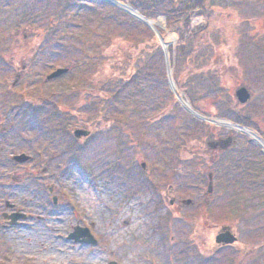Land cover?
Wrapping results in <instances>:
<instances>
[{"label":"rangeland","instance_id":"374dc122","mask_svg":"<svg viewBox=\"0 0 264 264\" xmlns=\"http://www.w3.org/2000/svg\"><path fill=\"white\" fill-rule=\"evenodd\" d=\"M66 1L69 5L62 12L59 6ZM103 1L89 6L82 0H0V22L7 19L10 24L20 10L37 13L30 17L35 29L28 34V39L23 40L25 32L10 40L5 38V34L9 35L7 29L0 33L5 44L0 46V62L19 58L21 55L15 53L26 42L23 48L30 56V62L23 68L24 77L20 74V62L14 65L15 74L7 79L8 69L0 68V86L6 83L9 88L12 83L15 90L24 88L27 99L43 106V117L33 123H20L19 111L12 106L9 96L6 101L0 94V205L8 214L18 211L25 215L18 219L17 225L4 226L0 221V264H109L110 261L116 264H264V184L261 185L256 175L264 166L263 156L260 157L264 149L247 133L219 124L217 121L222 120L239 125L220 116V109L214 105V101L218 102L222 109V105L231 102L234 110L250 119L252 126L264 131V3L249 0L252 5L246 12L230 7L228 16L217 17L214 28L223 40L213 36L208 44L212 52L204 50L202 60L195 63L199 68L192 71L190 78L184 75L187 69L183 71L180 67V79L190 81L189 89L184 92L173 79L178 68L171 48L176 39L167 32L165 19L159 14L166 11L151 13L155 17L150 19L161 21L155 31L120 6ZM244 21L248 22L245 38H251L246 46L241 39ZM157 32L165 33L163 41L168 45L163 55L167 91L147 86L138 95L139 100L133 105L136 110L124 122L127 145L121 147L123 139L118 143L119 154L116 139L109 135L107 128L98 125V119H91L81 97L77 106L79 120L71 131L75 127L91 131L76 139L85 145V150L79 163L74 162L62 151L66 137L51 138L52 118L44 115L54 109V102L61 110L72 107L76 88H87L85 84L91 88L100 85L113 68L126 67L122 62L127 56L134 57L154 37L158 40ZM94 46L105 49L103 52L110 56L100 68L93 70L85 54ZM244 46L249 55L242 51ZM82 59L79 66L68 68L71 62ZM61 66L68 71L46 79L47 73ZM92 74L98 76L93 78ZM212 74L216 76L209 78V89H203V78ZM218 75L227 97L215 98L213 83ZM239 87H245L249 93L243 103L235 94ZM170 98L179 103L177 118L167 113L170 103L161 102ZM180 115L189 118L193 127L204 133L198 138L195 135L185 138L188 128L181 124L177 129V134H183L181 138L186 139L178 152L183 157H203L193 168L183 159L170 158L174 143L162 133L179 124ZM247 128L259 135L253 127ZM210 133L213 137L209 139L206 134ZM207 139L208 143L229 140L225 146L220 143L219 148L211 149V145H206ZM257 148L260 152L254 151ZM20 152L31 155V159L14 161L12 155ZM231 158L246 170L251 169L249 182L239 178L233 185L241 170L230 168ZM45 161L49 164L44 169L41 163ZM35 175L44 182L45 195L35 189ZM49 187L53 188L59 206L54 211L48 203ZM186 198L191 199L190 204H185ZM7 203L13 206L8 207ZM166 214L170 216L168 219ZM226 224L236 241L217 249L214 235L219 226ZM76 225L88 227L96 243L68 239V233ZM165 236L169 242L164 240ZM190 246V252L196 250L194 255H186Z\"/></svg>","mask_w":264,"mask_h":264},{"label":"trees","instance_id":"16d2710c","mask_svg":"<svg viewBox=\"0 0 264 264\" xmlns=\"http://www.w3.org/2000/svg\"><path fill=\"white\" fill-rule=\"evenodd\" d=\"M82 1L91 4L89 6L105 3L103 0ZM121 1L126 2L125 0ZM257 1H262L264 3V0ZM127 2L132 8L136 9L142 15L148 18H154L155 16L151 13L157 10L166 11L159 14L163 15L165 19L164 26L167 32L171 33L176 39V44L174 45V47H169L171 49H174L175 51V61L177 63L175 64L176 68H178L177 72H175V74L173 73V79L176 81L177 87L181 90L183 89L182 91L184 92L189 89L188 85L190 84V81L180 79V67L183 68V71L187 69L184 75L190 78L191 74L193 73L192 71L196 68H199L198 66L195 67V63L202 60L201 56L203 55L204 50L206 52H212V50L208 48V44L210 41H212L213 36L215 35L218 41H220L221 38V40H223L221 34L217 33V30L215 31L214 28L215 20L217 19V17L225 15L228 16L226 12L230 7L241 8L242 10H244V12H246L245 9L250 8V6L252 5V1L249 0H127ZM66 5H69L68 1H66L64 4H60V11L63 12ZM88 8L90 9V7ZM219 9H221V12L219 11ZM36 14L37 13L32 10H20L15 14L10 24L7 19L0 22V33L5 32V30L7 29L9 31V35L7 36L5 34V38L9 37L10 40L13 38H17L20 32H25L26 36L23 38V40L28 39V34L35 29V27L32 26L33 23L31 24L30 17H33ZM60 15L63 14L60 13ZM26 25H29L28 29ZM247 25V21H244L243 25H241V34L243 35L241 39H243L242 43L245 46L247 45V41L251 39L250 37L245 38L247 36ZM160 34L162 38H164L165 33L161 32ZM2 38L3 36L0 35V46L5 47L4 40L1 41ZM26 43L22 45L23 51H18V53L10 51V54L12 52V55L20 54L21 56L19 58H17L16 60L14 58H11V61H8V63L0 62V68L5 70L8 69L9 71L6 75V79L9 78L11 74H15L16 70H14V65L16 64V62H20V74H22V76L24 77L26 72L23 70V68H26L27 64L30 62V56L27 54L28 50H25L23 48L26 47ZM245 46L242 51L245 54L249 55V52L245 49ZM201 48L203 49L199 51V49ZM103 50L105 49L102 48L101 50V47L94 46L91 47V52L85 54L91 69L94 70L96 68H100V66H102L110 56L107 54V52H103ZM3 51L9 56V52L6 51V48H3ZM97 57L98 59L96 61L93 60V58ZM82 62L83 59L73 61L69 64L68 68L77 67L80 65L79 63ZM123 64L126 67L118 66L117 68H113L106 76H104L105 80L102 81L100 85L95 84V86L91 88L88 84H85L86 86H88L87 88H76V98L74 103L72 104V107H70L69 109L61 110L59 109V105L54 102L52 105L54 106V109L49 111V115H44V118H52L50 133L53 136L51 138L58 135L66 137V142L63 141L64 145L62 151L76 163H79V161L81 160L80 156L83 155L82 151L84 152L85 150V145L80 144L71 134V128L77 125V121L79 120L77 117V112H79L77 106L80 105L79 100L81 97L86 103V107H88L90 111L89 116L91 117V119H98V125L101 126L102 129L107 128V130L110 131L109 135L116 139L117 145L121 144L120 142L123 139L124 143L121 147H126L128 134L126 128L124 127V122L128 118L129 114L136 110L133 105L139 100L138 95L144 92L147 86H151L153 88H156L157 86V88L161 87L163 88V91H167V79L164 67L163 52L161 49V45L156 37H154L149 45L140 47L134 57L127 56L126 59H124V62H122V65ZM214 75L216 76V74H212L203 78V89H209V86L211 85V80H209V78L214 77ZM219 75L217 77V80L213 83L217 96L215 98H218V96L222 98V95L224 97H227L228 92L220 83ZM97 76V74L91 75V77L93 78ZM200 77L202 78L203 74ZM88 80L93 79L88 78ZM9 87L10 88L6 89L7 84L3 83V85L0 86V94L6 99V101L9 100L12 106H14L17 111H19V113L17 114L19 119L17 121H19L20 123H33L35 119L43 117V114L41 115V113L43 112V106L38 104L39 102L35 100L33 101L29 98L27 99V94L25 93L24 88H22L21 91L15 90V87L12 83L9 84ZM7 95L9 96L8 100ZM161 102L170 103L169 109L167 111L169 116L173 115L174 118L179 115V109H177V107H179V103L177 101H174V99L171 100L170 98L169 100L162 99ZM214 105L215 109H220L219 113H222L220 116L227 117L228 120L238 123L241 126L253 127L259 133L264 142V131H259V129H256L254 126H252L250 119L239 112L238 109L234 110V106L233 104H231V102L230 104L225 103L224 105H222V109L218 102L216 103L214 101ZM229 106H231V108ZM223 107H225L226 109H223ZM119 110L122 111L118 113ZM124 110L127 112H125ZM178 119L180 125L177 123L175 127L169 130H163L162 133L165 134V138L172 142V144L174 143V147L171 148L174 151L173 153H169L172 155H170V158H173L176 161L183 159L184 162H187L188 165L193 168L203 160V157L200 155H190L189 157H183L178 152V147L179 145L186 142L185 138L187 136L195 135L196 138H198V135H204V133H202V131H197V127H193L194 125H192V123L189 121V118L185 119L184 115H180ZM146 123L148 124V122ZM181 124L184 126V128H188V130L185 132L184 139L181 138L183 134H177V129H180ZM189 131L190 133H187ZM124 135H126L125 140L123 138ZM206 135L209 139L213 137L212 133ZM209 139H207L206 145L208 147L209 145H211V149H213L214 146H217L219 148L217 144L220 143L223 146L226 145L224 140L208 143ZM245 142L248 144L250 143V140H246ZM248 149L250 148H245L247 152ZM257 150L258 152H260L259 148L254 151L257 152ZM117 153H120V145L118 146ZM262 154L260 153V157L262 158L263 156L264 159V154ZM222 157L224 158L225 155H223ZM231 160L233 159L231 158ZM222 161L218 163L220 164L222 163ZM41 164V167L44 168L47 167L49 163L45 161ZM232 167L233 169L235 167L238 172H240L241 170L240 174L237 175L236 179L233 181V185H235L236 182L240 181H238L239 178L249 182V178L252 175L250 168L246 170L243 165L237 164V160H233V163L230 164V168ZM41 172L42 169L39 171V173ZM218 172H221L220 169L218 170ZM139 173L142 174L141 171ZM256 175L261 185L264 184V166L260 171L256 172ZM35 179L37 180L34 186L35 189L45 195L46 191L43 187L45 186L44 182L38 177V175H35ZM147 185L149 187H153L148 183ZM49 201L50 200H48V203L51 204ZM51 208L54 209V206L51 205ZM168 217H170L169 214H166L165 218L168 219ZM165 218L163 219L164 225H166ZM159 231L161 232L163 230L159 228ZM186 238L187 237H185V239ZM164 240L169 242V237L165 236ZM191 247L192 246L188 248L189 251L186 250V255H194V252L196 253V250L194 252H190ZM217 249H221V247L219 246L217 247Z\"/></svg>","mask_w":264,"mask_h":264},{"label":"water","instance_id":"95a60500","mask_svg":"<svg viewBox=\"0 0 264 264\" xmlns=\"http://www.w3.org/2000/svg\"><path fill=\"white\" fill-rule=\"evenodd\" d=\"M159 39L161 40L159 34H158ZM67 68L66 67H59L56 68L55 70H53L52 72H50L47 76L46 79H51V78H55L60 76L61 74L67 72ZM237 100L240 103L245 102L248 98H249V93L247 91V89L245 87H239L236 91H235ZM73 135L80 139L82 137L87 136L90 133V130L88 129H84V128H80V127H75L73 129ZM229 140V139H228ZM227 140V141H228ZM227 141L225 142L227 144ZM13 160L16 162H25L27 160H29L30 156L25 154V153H19L14 155ZM142 166L144 167V163H142ZM48 190L50 192H52V187H49ZM52 200L55 203L56 202V196L53 195L52 196ZM185 203H191L190 199H186ZM8 207H12L13 204H6ZM2 218L6 219V224L9 225H15L18 223V219H22L25 217V215L23 213L20 212H11V213H2ZM69 239H73L76 242H84L87 244H95L96 243V239L95 237L91 234V232L89 231V228L87 227H83V226H79L76 225L73 228V231H71L68 235ZM214 241L216 244L218 245H227V244H232L236 241V237L234 236L232 229L230 228L229 225H221L219 226V228L217 229L215 235H214ZM109 264H116L114 261H110Z\"/></svg>","mask_w":264,"mask_h":264},{"label":"bare ground","instance_id":"6f19581e","mask_svg":"<svg viewBox=\"0 0 264 264\" xmlns=\"http://www.w3.org/2000/svg\"><path fill=\"white\" fill-rule=\"evenodd\" d=\"M109 1L115 3L116 5L120 6L123 9H125L128 13L132 14L137 19L145 22L151 28H154L155 25H159V23H160V21H158V20L154 21L153 19L144 17L136 9L132 8L129 4H126V3L122 4V3H119L118 1H114V0H109ZM164 46H165V50L167 51V47H168L167 43H165ZM187 108L190 109L189 107H187ZM217 122L219 124L228 126L230 128H235L238 131H242V132L247 133L249 136L253 137V139L256 140L264 149L263 141L261 140L259 135H257V133H255L253 130H251V129L247 128V127H240L239 125L231 124L229 122L222 121V120L217 121Z\"/></svg>","mask_w":264,"mask_h":264},{"label":"flooded vegetation","instance_id":"af4514ba","mask_svg":"<svg viewBox=\"0 0 264 264\" xmlns=\"http://www.w3.org/2000/svg\"><path fill=\"white\" fill-rule=\"evenodd\" d=\"M170 202H172V201H170ZM54 206V210H56V209H58V203H57V200H56V202H55V204L53 205ZM7 210H4V209H2V207H1V205H0V214L1 213H4V212H6ZM8 211H11V210H8ZM0 221H2L3 222V220H1V216H0ZM4 222H5V220H4ZM3 222V223H4ZM5 225V224H4ZM5 226H7V225H5Z\"/></svg>","mask_w":264,"mask_h":264}]
</instances>
